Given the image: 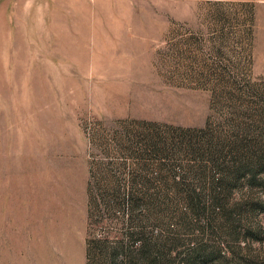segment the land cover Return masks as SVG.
<instances>
[{
    "label": "rangeland",
    "instance_id": "rangeland-1",
    "mask_svg": "<svg viewBox=\"0 0 264 264\" xmlns=\"http://www.w3.org/2000/svg\"><path fill=\"white\" fill-rule=\"evenodd\" d=\"M0 264H264V0H0Z\"/></svg>",
    "mask_w": 264,
    "mask_h": 264
}]
</instances>
